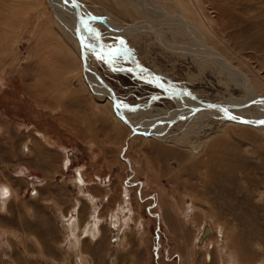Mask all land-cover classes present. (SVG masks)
I'll list each match as a JSON object with an SVG mask.
<instances>
[{
	"label": "rangeland",
	"instance_id": "1",
	"mask_svg": "<svg viewBox=\"0 0 264 264\" xmlns=\"http://www.w3.org/2000/svg\"><path fill=\"white\" fill-rule=\"evenodd\" d=\"M152 1L77 0L85 36L99 51L123 45L173 92L227 104L248 91L219 53L264 97V0ZM102 18L116 29L142 24L116 32ZM113 49L107 64L87 47L89 65L138 106L126 113L145 130L152 123L150 135L131 137L96 77L92 92L80 39L47 0H0V264H264V127L187 111L168 118L186 101ZM247 108L231 113L264 114ZM86 193L99 198L93 206ZM66 215L80 218L75 234ZM89 222L96 237L85 236Z\"/></svg>",
	"mask_w": 264,
	"mask_h": 264
},
{
	"label": "bare ground",
	"instance_id": "2",
	"mask_svg": "<svg viewBox=\"0 0 264 264\" xmlns=\"http://www.w3.org/2000/svg\"><path fill=\"white\" fill-rule=\"evenodd\" d=\"M48 1L51 3V4H49L48 3ZM47 1V3H48V6H49V8H50V10H51V12H52V14H53V16L55 17V19L60 23V24H62L64 27H66V28H68V29H71V30H73L74 31V28H75V24H76V15H75V10H74V8H72L71 6H70V2H69V0H48ZM146 1H148V2H150V4H152V5H154L153 4V1L151 2V0H146ZM140 2V1H139ZM147 2V3H148ZM149 4V5H150ZM53 6V9H54V11L55 12H53V10L51 9V6ZM160 8V7H159ZM163 11V10H162ZM56 13V14H55ZM163 13V12H162ZM165 13V12H164ZM65 15H70L71 17H70V21L69 20H67L66 18H65ZM161 16V15H160ZM103 19L104 18H102V19H100V21H103ZM89 20V19H88ZM107 20V19H106ZM104 22V21H103ZM104 23H107L106 24V26H108L109 28H111V29H114V30H116V32L118 31V32H123V33H127L130 29H137L138 28V25H140V24H142V23H136V24H131V25H126V26H123L122 28H114L111 24H109L108 22H104ZM187 23V22H186ZM89 25V24H88ZM89 27H92V29H91V31L93 30L94 31V34H96L97 36H98V39H99V37H100V34L96 31V29H95V27H93V26H89ZM85 29V28H84ZM86 30H87V28H86ZM88 31H90V30H88ZM155 32H157L156 30H155ZM85 33V32H84ZM89 33V32H88ZM158 34V36H159V32L157 33ZM86 35H87V33H86ZM91 35V34H90ZM88 36V35H87ZM92 36V35H91ZM94 36V35H93ZM96 36V37H97ZM86 37V36H85ZM89 37V36H88ZM86 39V42L89 44H92L90 41H88V39H87V37L85 38ZM101 39V38H100ZM201 40V39H200ZM161 43H163L164 44V40H163V38H162V42ZM165 45H168V44H165ZM170 46V45H169ZM168 46V47H169ZM94 47H95V45H94ZM94 47H92V48H89V50L90 51H93L94 52V54L97 56V55H103L105 58H106V60H107V64H109L110 62H109V60L107 59V56L109 55V50H108V48L106 47V46H100L99 48H100V50L102 51H99V50H97L96 49V47L94 48ZM171 47V46H170ZM169 47V48H170ZM119 49H121V52L123 53V54H126L127 53V56H128V58H129V53L122 47V48H120V47H116V48H114L113 50L114 51H116V50H119ZM113 51V52H114ZM190 51V50H189ZM188 52V51H187ZM192 52V51H191ZM211 55V54H210ZM89 58V57H88ZM212 58H214V57H212ZM216 58H218L217 60L220 62L219 64L221 65V66H223V68H226L228 71H230L231 72V74L234 76V77H236V78H238V77H240V76H242L243 77V81L241 82V84L243 85V87L245 86L246 87V89H247V91H248V94H247V96H242L241 98H234V97H228V98H225V99H227V100H232V101H228L227 102V104L228 105H231V106H237V107H241V108H239V110L241 111V112H246L247 110H250V108H247V106L249 105H251L252 104V106L253 105H255V106H257V111H260V109H264L262 106H264V97H262V96H260V95H258L255 91H254V89H253V87H252V84H251V82H250V80L248 79V77L244 74V73H242V72H239V70L238 69H236V68H234L232 65H231V63L227 60V59H225L223 56H221L219 53H217V55H216ZM130 59V58H129ZM215 61H216V59H214ZM130 62H131V64H130V67H133V68H135V69H139L140 71L139 72H142L141 74H142V77L144 78V79H146V81H148V82H150V83H152L153 85H155V86H157V83L159 84L160 83V79L159 78H157V77H159V76H157L156 74H154V73H152V74H150L149 73V71H148V69L146 68V67H142V65L140 66L139 64H137L136 62H134L133 60H131L130 59ZM88 65H89V59H88ZM89 68L91 69V67H90V65H89ZM83 69H84V67H83ZM92 75V76H91ZM84 76H85V78H87V81H88V83H89V85L91 86V88L93 89L92 90V92L93 91H95L94 90V88H97V87H95V83L91 80V78H95L96 77V74H94L93 73V71H92V69L90 70V71H88V70H84ZM102 77V76H101ZM97 78V77H96ZM103 78V77H102ZM104 80V79H103ZM105 81V80H104ZM101 82V81H100ZM106 82V81H105ZM107 83V82H106ZM107 84H109V83H107ZM110 85V84H109ZM94 87V88H93ZM112 88V87H111ZM166 89V88H165ZM97 90V89H96ZM100 90H102V91H100ZM100 94H103V95H108L111 99H112V97H111V92L106 88V86L103 84V88H102V85L100 84ZM166 91H167V95L170 97V98H172L174 101H177V100H179V98L180 99H184L185 101H186V103L182 106V108L180 107H178V108H176V109H173V110H171V111H169L168 113H167V115L166 116H168V118H170L171 116L172 117H174L173 119H175V118H177V117H180V118H182V117H184V113H185V111H187V113H186V115H188V113L189 112H191L190 113V115L189 116H187L188 118H191V117H194V116H217V118H221V119H224V120H227L228 118L222 113V112H219L220 110H218V111H216L217 109H206V108H204V106H203V104H202V102L203 101H198V100H196V99H194L196 96L194 95V94H192L190 91H186V90H176V92H173L172 90H169V89H166ZM190 92V93H189ZM98 93V92H97ZM187 94H188V96H187ZM191 96H195L194 98H192ZM154 98H156V97H154ZM224 99V100H225ZM113 101V100H112ZM223 101V100H222ZM198 102H201V104H199L198 105ZM203 103H205V102H203ZM223 105H227V104H224V103H222ZM193 105H195V106H193ZM114 107V106H113ZM195 108H198L197 109V111H195L194 109ZM258 108H260V109H258ZM115 112H116V116L117 117H119L120 119H122L120 116H119V114L117 113V110L115 109ZM185 115V116H186ZM234 115V114H233ZM236 116V115H235ZM172 119V120H173ZM252 119H259V120H261V119H264V114H258V116L257 117H253ZM123 120V119H122ZM156 120V119H155ZM124 121V120H123ZM134 124H135V126L137 127V129L138 130H140V128H142L143 129V127L141 126V123H135L134 122ZM139 124V125H138ZM152 124V123H151ZM151 124H150V129H143V133H149L150 132V130L152 129L153 130V128L151 127ZM154 124V123H153ZM247 125V124H246ZM139 126V127H138ZM153 126V125H152ZM251 126V125H250ZM255 127V126H254ZM259 128H263V127H259ZM140 134V133H139ZM134 135H137L136 133H134L133 131H132V135H131V137H133ZM3 190V189H2ZM4 190L7 192V190H8V187H5L4 188ZM10 192H11V189H10ZM85 193V192H84ZM92 197V196H91ZM4 201L5 200H7V198H5V199H3ZM94 201V200H93ZM76 219V218H75ZM74 222V221H73ZM76 223V222H75ZM67 225V224H66ZM80 226V225H79ZM72 227H73V225H72ZM76 227V226H75ZM91 227V226H90ZM89 230H91V229H89ZM77 232V231H76ZM203 232V231H202ZM202 232H201V234H202ZM86 234V233H85ZM201 234H200V236H201ZM221 232H220V237H221ZM224 234V233H223ZM87 236V235H86ZM200 236H199V238H200ZM219 237V238H220ZM199 238H198V245L199 246H201V245H203V243L205 242V240L201 243V244H199ZM220 239H222V238H220ZM222 241H223V239H222ZM211 246L213 247V244L212 245H209V248H211ZM81 247V246H80ZM81 249V248H80Z\"/></svg>",
	"mask_w": 264,
	"mask_h": 264
},
{
	"label": "water",
	"instance_id": "3",
	"mask_svg": "<svg viewBox=\"0 0 264 264\" xmlns=\"http://www.w3.org/2000/svg\"><path fill=\"white\" fill-rule=\"evenodd\" d=\"M69 2H70V6L72 8H74V10H75L76 24H75L74 32H75L76 36L80 39L81 58H82V61H83V67H84V70L90 71L91 69L89 68V65H88V59L89 58H88L87 47L92 48L94 46V44H90V43L88 44L86 42V39H85L86 37H85V33H84V26H85V23H86L87 20H86V17L84 15L82 9H81V5L77 2V0H69ZM48 3L51 4L49 1H48ZM51 9L53 10V12H55L54 9H53V6H51ZM119 46L123 47L129 53V58L131 60H133L136 63H139V62H137L136 58L132 55V53L126 47H124L123 45H119ZM106 47H108V46H106ZM115 47L116 46L108 47V48L112 49V48H115ZM147 69H148L150 74L153 73L151 71V69H149V68H147ZM96 77L111 92V97H112V100H113L114 108L117 110V113L124 120V122L132 129V131L134 133H136V134L143 133L142 131L137 129V127L134 124V121L131 119V116L126 113V111L135 112V110L138 108V106L129 105V104H126L123 101H121L118 98V96L116 95L115 90L113 88H111V86L109 84H107L103 80L101 75L96 73ZM157 78L160 79V83L159 84L157 83L158 87L163 88V89L166 88V89H169V90H173V86L169 82H165L161 77H157ZM202 104H203L204 108H206V109H217V110H220L230 121H233V122H236V123H240V124H247V125H251V126H255V127H264V123H260L261 121H264V119L259 120V119L237 118L235 115H233L231 113V110L232 109H239L237 106H226V105H223V104L218 103V102L217 103L216 102H205V103L202 102ZM197 109L198 108H195L194 110L197 111ZM143 134L150 135V134H147V133H143ZM210 233H211L210 226H208V225L205 226L204 230H203V232H202V234H201V236L199 238V244H201L207 238V236Z\"/></svg>",
	"mask_w": 264,
	"mask_h": 264
},
{
	"label": "crops",
	"instance_id": "4",
	"mask_svg": "<svg viewBox=\"0 0 264 264\" xmlns=\"http://www.w3.org/2000/svg\"><path fill=\"white\" fill-rule=\"evenodd\" d=\"M64 161H66V166L65 167H68L69 166V164H68V162L70 161V160H64ZM63 161V162H64ZM81 182V181H80ZM80 185V184H79ZM12 191V190H11ZM109 194H110V191L108 192V193H106L105 194V200H108V198H109ZM92 196V197H91ZM85 198L86 199H88L89 200V202L92 204V206H93V200H95V201H97L99 198L97 197V196H95L94 194H91V193H86V195H85ZM123 199V204H121L122 206L124 205V210H125V204H124V201L125 200H127V199H125V197H123L122 198ZM7 201H8V199L7 200H3V208L6 206V203H7ZM128 203V202H127ZM119 207H120V205H119ZM64 217V221H65V223L67 224V226H69V231H70V233H72V234H75L76 233V230H77V227H79V225H81V224H78V223H80V218L79 217H77V216H72V215H70V217H69V215H66V216H63ZM76 218V219H75ZM101 219H102V217L100 216V215H97V216H93L92 217V219L91 220H99V221H101ZM74 221V222H73ZM76 222V223H75ZM92 222V221H91ZM91 222H89V224H88V226H85V230H84V233H86L85 234V236L87 235V236H90V238H93V237H96L97 236V234H95L96 233V231L94 232V234H88V232L90 231L89 230V228H91V227H93L92 226V224H91ZM72 225H73V227H72ZM76 226V227H75ZM91 226V227H90ZM4 233H6L7 234V231L6 230H4L3 231ZM3 234V233H2ZM91 241V240H90ZM77 246V247H76ZM75 248H77V249H79V248H81V249H79V250H82V248H83V244H82V247H80V246H78V243L77 244H75Z\"/></svg>",
	"mask_w": 264,
	"mask_h": 264
},
{
	"label": "snow or ice",
	"instance_id": "5",
	"mask_svg": "<svg viewBox=\"0 0 264 264\" xmlns=\"http://www.w3.org/2000/svg\"><path fill=\"white\" fill-rule=\"evenodd\" d=\"M260 123H264V121H261Z\"/></svg>",
	"mask_w": 264,
	"mask_h": 264
},
{
	"label": "flooded vegetation",
	"instance_id": "6",
	"mask_svg": "<svg viewBox=\"0 0 264 264\" xmlns=\"http://www.w3.org/2000/svg\"><path fill=\"white\" fill-rule=\"evenodd\" d=\"M68 168H69V167H68ZM68 168H67V169H68Z\"/></svg>",
	"mask_w": 264,
	"mask_h": 264
}]
</instances>
